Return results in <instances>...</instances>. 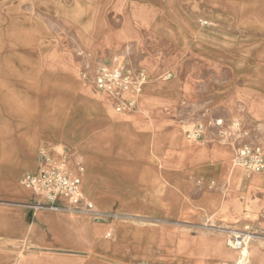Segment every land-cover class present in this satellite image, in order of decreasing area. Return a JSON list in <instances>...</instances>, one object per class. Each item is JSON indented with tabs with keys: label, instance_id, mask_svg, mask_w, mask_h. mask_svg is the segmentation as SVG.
<instances>
[{
	"label": "crops",
	"instance_id": "0c3cea01",
	"mask_svg": "<svg viewBox=\"0 0 264 264\" xmlns=\"http://www.w3.org/2000/svg\"><path fill=\"white\" fill-rule=\"evenodd\" d=\"M145 1L131 25L96 34L89 48L90 54L113 52L121 62L116 54L128 41L139 45L145 30L170 56L145 57L133 67L147 75L133 111L116 113L111 98L82 81L71 60L43 57L57 53L0 47V264H186L192 254L183 244L173 259L162 255L154 234L138 240L140 231L125 216L142 213L143 199L163 201L162 210L147 213L169 214L172 196L185 199L189 183L197 181L228 186L225 202L216 204L227 218L264 215V171L234 166L235 154L220 144L188 142L189 130L172 126L166 109L178 86L179 99L207 117L264 124V0ZM198 14L212 26L201 28ZM0 24V46L25 45L26 31L12 17L0 16ZM174 72L178 80L168 85L159 79ZM252 142L264 151V139ZM44 151L53 158L67 154L70 169L78 162L89 168L92 176L84 172L81 188L98 200L102 216L29 206L38 196L23 177L39 168ZM249 249L264 264V251Z\"/></svg>",
	"mask_w": 264,
	"mask_h": 264
},
{
	"label": "rangeland",
	"instance_id": "374dc122",
	"mask_svg": "<svg viewBox=\"0 0 264 264\" xmlns=\"http://www.w3.org/2000/svg\"><path fill=\"white\" fill-rule=\"evenodd\" d=\"M116 2L118 1L109 0L108 4H104L102 0H82L79 6H75L73 0H62L57 7H51L39 6L36 0H0V16L7 19L12 17L17 27H21L27 34L23 38L24 46L0 47H35L42 48L43 52L57 53L43 57L50 58L48 60L50 62L56 57L71 60L78 67L81 80L91 82L90 78L96 67L101 63H108L115 54L108 51L90 54L89 48L95 35L105 30L121 31L124 26L131 25L134 13L141 12L148 6L145 0H121L119 5H116ZM207 20L198 14L197 24L201 28L207 29L212 26ZM203 22H206V25H203ZM0 28H3L2 24ZM142 32L145 38L142 36L144 39H141L139 45L128 41L116 54L121 60L118 63L132 71L145 57L157 61H165L170 57L163 54L161 47L154 43L155 40L151 39L145 30ZM139 70L145 73L143 69ZM159 79L168 85L178 80V73H165ZM177 87L175 86L174 90L172 87L176 97L166 108L172 112L171 125L181 126L186 131L200 124L205 134L200 141H189L184 137L185 140L193 144L199 142L220 144L234 154L245 144L255 146L252 141L261 144L264 139V124L250 125L246 120L207 117L203 108L193 102L180 100ZM217 121L221 122L219 126L216 125ZM255 147L264 152L261 146ZM85 174L86 178L92 176L88 167ZM235 188V191H239L242 185L239 184V187ZM227 193L228 186L219 181L189 183L185 199L172 196L169 214L147 213L153 208L162 210L163 201L155 200L156 205H151L152 200L143 199L140 201L142 202L140 210L143 212L127 215L125 219L140 231L135 233L138 240H147L149 232L154 234L155 243L159 250L161 249L162 255L166 254L173 259L178 256L179 244H183L192 254L186 264H235L239 254L227 248V235L231 230H246L252 234V238L244 247L242 258L246 257L250 264H257L259 259L251 255L249 247L253 244L259 251H264V215L255 213L236 219L227 218L226 210H221L219 208L221 205L216 206L219 202H225ZM204 197L209 203L205 204ZM92 201L95 204L98 200ZM1 205H5V202L0 200ZM178 261L176 259L171 264H180L181 261Z\"/></svg>",
	"mask_w": 264,
	"mask_h": 264
},
{
	"label": "built area",
	"instance_id": "2783aa9c",
	"mask_svg": "<svg viewBox=\"0 0 264 264\" xmlns=\"http://www.w3.org/2000/svg\"><path fill=\"white\" fill-rule=\"evenodd\" d=\"M206 25V22H203ZM91 83L95 90L106 92L111 98L117 112L132 111L136 106V97L147 76L142 70H129L112 58L108 63H101L93 72ZM221 122L217 121L219 126ZM205 136L202 125L197 124L186 132L189 141H200ZM234 166L250 173L264 171V152L260 148L245 144L236 150ZM85 168L81 163H75L70 169L67 154L53 158L45 151L41 153V164L36 171L23 177L25 187L38 196L29 206L48 208L52 210H67L81 213L96 220L102 213L96 211L94 204L86 197L81 188ZM63 204V205H61ZM252 234L246 230H231L228 232L226 246L232 251L243 250ZM110 237V233H106ZM235 264H250L246 257Z\"/></svg>",
	"mask_w": 264,
	"mask_h": 264
},
{
	"label": "bare ground",
	"instance_id": "6f19581e",
	"mask_svg": "<svg viewBox=\"0 0 264 264\" xmlns=\"http://www.w3.org/2000/svg\"><path fill=\"white\" fill-rule=\"evenodd\" d=\"M146 83H147V80H146V82L142 85V87L140 88V90H139V92H138V95L142 92V88L144 87V85H145ZM101 93L106 94V95L109 97V95H108L106 92H101ZM138 95H137V96H138ZM136 99H137V97H136ZM134 110H135V109H134ZM114 111H115L116 113H123V112H117L116 109H115V107H114ZM132 111H133V110H132ZM251 238H252V236H251ZM251 238H250V240H251ZM248 243H249V242H248ZM248 243H247V244H248ZM247 244H246V245H247ZM245 247H246V246H245ZM237 253L239 254V259H242V255L244 254V248H243V250H241V251H239V252H237ZM239 259H238V260H239ZM238 260H237V261H238Z\"/></svg>",
	"mask_w": 264,
	"mask_h": 264
}]
</instances>
